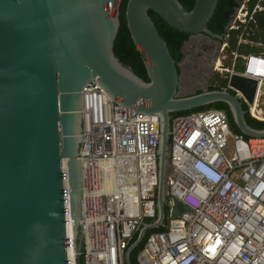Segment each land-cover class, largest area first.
I'll return each mask as SVG.
<instances>
[{"label":"water","instance_id":"95a60500","mask_svg":"<svg viewBox=\"0 0 264 264\" xmlns=\"http://www.w3.org/2000/svg\"><path fill=\"white\" fill-rule=\"evenodd\" d=\"M123 0H0V264H77L84 140L82 91L97 80L123 107L160 118L158 214L127 252L166 219L172 114L222 102L238 130L264 138L227 90L179 97L180 76L149 11L170 27L222 40L207 26L219 0H128L125 19L146 68L140 79L115 55ZM228 89L252 105L257 83L233 74ZM190 210L174 200L173 217Z\"/></svg>","mask_w":264,"mask_h":264},{"label":"built area","instance_id":"2783aa9c","mask_svg":"<svg viewBox=\"0 0 264 264\" xmlns=\"http://www.w3.org/2000/svg\"><path fill=\"white\" fill-rule=\"evenodd\" d=\"M236 59V54H233ZM238 74L264 94V56L242 57ZM236 74L229 71V75ZM81 219L77 264H127L144 225L157 219L160 118L115 104L97 80L82 91ZM174 200L189 210L173 217ZM167 218L149 235L137 264H264V138L235 134L225 112L172 118ZM151 231V230H150Z\"/></svg>","mask_w":264,"mask_h":264},{"label":"trees","instance_id":"16d2710c","mask_svg":"<svg viewBox=\"0 0 264 264\" xmlns=\"http://www.w3.org/2000/svg\"><path fill=\"white\" fill-rule=\"evenodd\" d=\"M127 2L128 0H123L119 7V18L121 21V27L117 40L115 42V55L122 64L131 68L135 75H137L140 79L145 82H149V78L147 76L143 60L131 38L130 32L127 27L125 19V9ZM178 2L186 11H191L195 5L196 0H178ZM239 6L240 5L238 0H219L215 13L207 26L208 30L212 34L222 37V40H220L221 43L227 41V49L229 51V54H236L237 57L233 63L234 65L231 63L228 67L229 70H233L235 73H242L243 71V56H247L250 54L264 56V49L258 48L257 46H252L254 43L264 45V0H249L247 2V11L250 15H252V21L250 20L246 24L237 22V29L229 30V27L234 20L236 10L239 8ZM257 6H260L261 10H256ZM149 16L152 19L158 33L166 42L167 47L176 64L180 65L184 59L183 48L185 44L190 40V38L195 35L181 32L170 27L153 11H149ZM241 38L248 40L249 43L239 44V39ZM178 71L179 73H181L180 67L178 68ZM228 75L229 74H227L226 77H228ZM226 77L224 79H221L219 76H217V79L220 81V86H210L208 88V91H222L227 89L228 79ZM227 91L230 94L234 95V92H232L231 90ZM199 93H201V91H199L197 94ZM242 107L245 111L247 124L254 130L264 131V122L254 120L248 112V107L243 102ZM207 110H219L225 112L228 117L231 130L235 134L242 136L244 139H249V137L243 135L238 130L233 121V116L230 112L228 105L222 102L200 107L191 111L174 113L172 114V118ZM165 214L167 218L168 212L166 208ZM161 230L162 229L151 230L147 233V235L152 232ZM144 243L145 240L142 241V243L138 247H136L130 252L129 261L131 264H137V255L143 248ZM78 264H83V260L79 259Z\"/></svg>","mask_w":264,"mask_h":264},{"label":"rangeland","instance_id":"374dc122","mask_svg":"<svg viewBox=\"0 0 264 264\" xmlns=\"http://www.w3.org/2000/svg\"><path fill=\"white\" fill-rule=\"evenodd\" d=\"M248 1L238 0L240 6L229 30L237 29V22H245ZM243 8L245 11H242ZM239 40V44L249 43L248 40L242 38ZM252 46L264 49V45L258 43H254ZM227 48V41L222 44L204 35L192 36L183 48L184 59L180 64L181 76L178 96H193L199 91L201 93L206 92L210 86H220L217 76L224 79L228 74L227 72L230 71L229 65L235 61V57L229 54ZM229 77L228 75L226 78L229 79Z\"/></svg>","mask_w":264,"mask_h":264},{"label":"flooded vegetation","instance_id":"af4514ba","mask_svg":"<svg viewBox=\"0 0 264 264\" xmlns=\"http://www.w3.org/2000/svg\"><path fill=\"white\" fill-rule=\"evenodd\" d=\"M237 10H238V9H237ZM237 10H236V13H237ZM256 10H261L260 6H257V7H256ZM242 11H245V9L243 8ZM236 13H235V16H236ZM245 14H246V15H245V18H244L245 22L242 23V24H246V22H248V21H250V20L252 21V18H251L252 15H250V14L248 13L247 10H246ZM235 16H234V17H235ZM246 17H248V18H246ZM214 40H215V39H214ZM217 42H220V41L217 40ZM222 44H224V43H222Z\"/></svg>","mask_w":264,"mask_h":264},{"label":"bare ground","instance_id":"6f19581e","mask_svg":"<svg viewBox=\"0 0 264 264\" xmlns=\"http://www.w3.org/2000/svg\"><path fill=\"white\" fill-rule=\"evenodd\" d=\"M256 104L258 107L264 108V94L259 93L257 95Z\"/></svg>","mask_w":264,"mask_h":264},{"label":"clouds","instance_id":"9594fccd","mask_svg":"<svg viewBox=\"0 0 264 264\" xmlns=\"http://www.w3.org/2000/svg\"><path fill=\"white\" fill-rule=\"evenodd\" d=\"M230 28V27H229ZM234 65V64H233ZM230 71H233V70H230ZM234 72V71H233ZM228 74H229V71L227 72ZM235 73V72H234ZM236 74H240V73H236ZM230 76V75H229ZM230 78V77H229ZM225 90H230V89H228V84H227V89H225ZM232 92H234V91H232ZM235 94V93H234ZM244 103V102H243ZM247 106V105H246ZM248 112H249V109H248ZM250 114V113H249Z\"/></svg>","mask_w":264,"mask_h":264},{"label":"crops","instance_id":"0c3cea01","mask_svg":"<svg viewBox=\"0 0 264 264\" xmlns=\"http://www.w3.org/2000/svg\"><path fill=\"white\" fill-rule=\"evenodd\" d=\"M242 66H243V62H242Z\"/></svg>","mask_w":264,"mask_h":264}]
</instances>
